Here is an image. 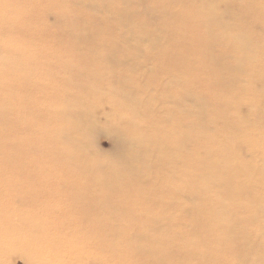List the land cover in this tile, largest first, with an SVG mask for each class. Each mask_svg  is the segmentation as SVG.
Masks as SVG:
<instances>
[{
  "label": "bare ground",
  "instance_id": "bare-ground-1",
  "mask_svg": "<svg viewBox=\"0 0 264 264\" xmlns=\"http://www.w3.org/2000/svg\"><path fill=\"white\" fill-rule=\"evenodd\" d=\"M27 1L16 3L39 34L0 50V243L20 233L30 264H264V38L242 33L264 23L249 19L251 0H231L238 13L227 21L219 0ZM50 13L51 27L32 24ZM9 65L41 66L22 81ZM201 65L212 75L203 89ZM239 103L248 117L234 118ZM99 130L114 135L117 159L91 154ZM38 173L47 191L26 200L16 179ZM50 177L63 192L49 196ZM69 193L102 219L39 225L15 213L28 228L2 225L7 198L37 209ZM41 231L64 240L28 243Z\"/></svg>",
  "mask_w": 264,
  "mask_h": 264
},
{
  "label": "rangeland",
  "instance_id": "rangeland-1",
  "mask_svg": "<svg viewBox=\"0 0 264 264\" xmlns=\"http://www.w3.org/2000/svg\"><path fill=\"white\" fill-rule=\"evenodd\" d=\"M7 1V0H4ZM17 1V0H16ZM13 2L10 4V6H8V8H5L3 10L0 9V39L2 41V43L6 44L9 43L10 46H2L0 45V50L2 48L8 50V49H20L23 50L26 46H27V42H31V39H35V37L39 34V31L36 29L37 25H33V27L35 29H31L27 26V22L28 25L30 26V21L29 20H25L23 21V6H21L20 3H16ZM20 2H28L27 0H18ZM191 1H195V0H191ZM202 0H196V2H200ZM262 1V2H260ZM35 3H41V5L32 3L30 4L31 6L27 5L26 7H30L32 10L34 9V7H36L37 9L41 10L44 8L45 1L41 0L39 2ZM7 5V3H6ZM145 3L142 2L140 9L143 10ZM249 7H252L253 10V14L250 15V18L256 17L258 16V18H260L262 20V24L264 23V0H251V4L249 5ZM135 7H133L134 10ZM216 10L223 15V21H227V19L230 17L235 16L238 12L236 10V5L233 3V1L231 0H219L216 3ZM251 10V11H252ZM256 11L259 13H256ZM252 13V12H251ZM45 21L42 19L40 20L39 17H34L32 18V24L36 23V22H46L47 25H49L48 27H51L52 25L55 24V15L54 14H49L47 15L46 18H44ZM17 23V24H15ZM23 23V24H22ZM23 25L25 28L23 29H19L20 25ZM244 24V22H243ZM244 29V30H243ZM193 30H198V27H194ZM242 33H252V34H258V35H262L261 38H264V24L259 26V25H255L253 26V28H242ZM243 33V34H244ZM242 34V35H243ZM95 42L93 43L94 46ZM195 49V47H194ZM1 52V51H0ZM189 53H193V49L191 51H189ZM145 58V55H143ZM175 56V55H174ZM176 58H178L177 56H175ZM153 65H156V63H154ZM32 66L33 69L31 71H29L28 68H31ZM41 65H9L7 67L4 68L5 71L10 72L11 70L14 71H18V77H29L31 75V72L35 71V68L39 69ZM49 65H45V68H47ZM0 68L1 65H0ZM34 70V71H33ZM184 69L180 68V71H182ZM185 70L187 71V68H185ZM30 74V75H29ZM195 75H198V78H200L201 76V81L199 84L200 89H203L206 87V84L208 83L207 81H204L206 79H209V77H211L212 75L208 72V69L204 66H200L197 71H195ZM24 78H22L21 80L23 81ZM1 92V89H0ZM2 94V93H0ZM251 113V107L250 104H246V103H239L236 105L235 108V114L236 117L234 118H238V117H248ZM123 120H126L123 118ZM235 119H232V121H234ZM34 124H38V122H34ZM2 126V125H1ZM220 125H217L216 127H219ZM0 128H4V126L0 127ZM35 143L32 146L33 151L37 150L40 147V144H42V140L41 139H35L34 141ZM90 152L91 154H93L94 156H96L98 159H117V157L119 156L118 154V143L116 142L114 135L106 130H99L93 137V141L90 147ZM29 148L28 146L25 147V151H27ZM194 151H197L196 149ZM193 151V152H194ZM245 151V150H244ZM243 152V151H242ZM244 153V152H243ZM32 158V157H31ZM48 160V159H47ZM48 163L43 161H39L38 163H36V166H44L46 167ZM33 167V168H34ZM47 168V167H46ZM39 177H36L35 179H30V178H17L16 182L22 184L25 189H27L26 191H28V193L25 196V199H28L29 197H33L35 194H38L40 196H42L40 191H47V188L45 186V177L44 174L42 173H38L36 174ZM32 182H36V185L38 186V189L34 186H28V184L32 183ZM49 187H48V193H50L49 196H52V193H56V192H63L64 191V187H63V182L59 181L58 179H56L55 177H50L49 181H48ZM0 187L3 188L2 184H0ZM3 191L0 190V193H2ZM215 191H213L214 193ZM59 200H56L55 203H53L52 205L46 206V208L44 207H38L37 209H34L35 206H38V203L35 204H29V203H24L25 200H21L20 198H17L16 196H13V198H7V203H9L8 209L9 210H13V213L9 215L10 217V222L5 221L4 223H2V225L4 227H7V229L9 228H15V229H20L22 228L23 230L25 228H28L27 222H20L19 220L14 221V218L17 216L19 217H29V218H41L42 220L38 223L39 225L43 224V220L46 219V222L44 224H50L51 225H56V224H75L76 227H84V226H92L90 225L91 222L87 220V217H93L94 215H92L93 213H90L89 215H86V213L84 212V209H90L89 205L83 207L82 206V200L80 201V198L77 197L76 194H63L62 196L58 197ZM60 203L62 206V210H58V209H54L56 208V204ZM34 206V207H33ZM50 206V207H49ZM70 209H73L74 211H71ZM16 213V214H15ZM130 214V213H129ZM93 218H98V219H102L101 216H94ZM49 219V220H48ZM75 220V222H70L69 220ZM50 222V223H49ZM56 223V224H54ZM262 223V226L260 228L261 232H264V223ZM105 224V223H103ZM30 229V227H29ZM10 230V229H9ZM32 233V232H31ZM34 235L31 236L32 238H30L29 242L30 244H33V246L35 245H39L40 243L44 242L46 239H50L52 241H54L56 244L58 243L56 240L58 239L60 240H64V238L59 239V237L54 240V238L56 236H49L48 234L44 233L43 231H41L40 233H32ZM18 235H20V233H17L13 236V239L11 242H4L3 244L0 243V264H30V252L31 250L28 252L29 250V245L25 244L24 242H18V243H14L17 240H14L15 238H18ZM21 239V238H20ZM92 250V248L90 249ZM38 251H44L43 249H40ZM40 253H35L33 257L36 258H41V254ZM62 251L60 250H55L52 253L46 254L45 256L51 257L56 253H61ZM40 263L43 264V261L39 260ZM45 263V261H44ZM39 264V263H37Z\"/></svg>",
  "mask_w": 264,
  "mask_h": 264
}]
</instances>
